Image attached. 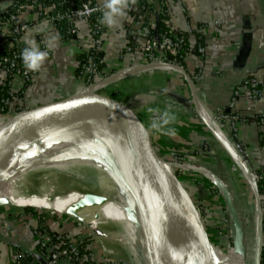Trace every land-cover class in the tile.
<instances>
[{"label":"crops","instance_id":"1","mask_svg":"<svg viewBox=\"0 0 264 264\" xmlns=\"http://www.w3.org/2000/svg\"><path fill=\"white\" fill-rule=\"evenodd\" d=\"M10 2L12 0H0V8H6ZM166 12L176 31L185 33L188 26L194 29L188 36L190 51L183 61L187 75L195 72L200 75L194 90L186 77L175 69L126 75L132 67L144 62L138 52L123 53L127 13L113 28L104 24L103 65L99 77L114 75L110 78L117 77V80L97 92L103 90L105 94L131 103L148 127L157 111L171 107L177 116L173 125L177 135L169 137L150 130L155 152L167 162L180 157L187 166L179 173L180 179L182 182L190 180L195 185L196 199L208 219L218 211L227 214L225 199L216 182L224 185L241 225L245 257L252 259L253 264L260 238L252 174L264 167V125L256 119L264 115V97L252 100L243 91L236 99L229 110L242 120L235 135L227 129L211 131L213 124L207 125L206 121L210 122L217 110H227L233 90L245 79L264 81V0H168ZM20 18L25 22L35 20L28 12H21ZM78 26L79 33L71 40L60 38L47 27L29 34L28 42L35 41L41 51L47 52V58L33 83L22 93V102L13 103L14 107L27 110L84 89L76 72L79 60L90 48L91 38L86 21H79ZM198 40L204 46L203 58L193 52ZM50 43L54 45L51 48ZM13 82L15 91H21V82L16 78ZM110 119L121 126L118 120ZM188 170L194 173L189 174ZM259 200L263 215L264 195H259ZM27 215L0 211V264H13L17 252L40 258L41 238L35 233L40 223L52 226L51 231L56 223L65 230L68 226L67 220L58 223L50 216ZM227 218V237L233 239L232 221L229 215ZM209 221L206 229L215 236L217 230L213 221ZM261 245L264 249V234ZM59 264L70 263L61 260ZM93 264L104 263L95 260Z\"/></svg>","mask_w":264,"mask_h":264},{"label":"built area","instance_id":"2","mask_svg":"<svg viewBox=\"0 0 264 264\" xmlns=\"http://www.w3.org/2000/svg\"><path fill=\"white\" fill-rule=\"evenodd\" d=\"M168 0H136L130 5L124 26L122 38L123 53L138 52L143 64L132 67L130 71L154 69H175L186 77L191 90L200 81L198 73L187 75L183 61L189 53L188 36L194 29L187 27L185 33L178 32L168 21ZM104 0H24L16 3L12 0L6 8H0V118H10L24 110L14 107L13 103L22 102V93L30 86L38 72H29L25 69L21 59V52L27 46L30 33H39L40 27H47L64 40H71L79 33V21H86L89 26L91 38L90 48L79 60L76 77L84 84V89L91 88L114 76L99 77L102 73L104 24L101 23ZM21 12H28L35 17L34 21L25 22L20 18ZM159 23L165 31H158ZM4 29V32L1 30ZM193 52L199 58L204 56V46L197 41ZM141 72V71H140ZM21 82L22 90L15 91L14 79ZM243 91L252 100L264 97V81L256 78H247L238 85L232 93L231 102L227 110H217L212 114L214 130L227 129L235 135L241 118L230 113L235 101ZM154 118V117H152ZM151 118V120H152ZM257 122L264 125V115L257 116ZM179 160L168 164L185 170V164ZM254 183L264 181V167L252 174ZM221 231L227 236L228 218L224 212ZM263 217V215H262ZM39 230V232H38ZM35 233L40 235V258L28 259L27 254L15 253L13 264H59L64 260L70 264H93L95 262L93 249L87 246L88 239L73 233L50 231L43 223L39 224ZM218 232V231H217ZM220 233V232H218ZM264 264V259L260 264ZM104 264H117L107 261Z\"/></svg>","mask_w":264,"mask_h":264},{"label":"bare ground","instance_id":"3","mask_svg":"<svg viewBox=\"0 0 264 264\" xmlns=\"http://www.w3.org/2000/svg\"><path fill=\"white\" fill-rule=\"evenodd\" d=\"M128 73L133 72L128 71L126 75ZM115 80L117 77L106 79L88 91L97 92ZM4 122L0 118V126ZM210 122L213 124L212 119ZM92 127L98 131L99 137L73 133L45 139L48 132H39L10 153L7 149L1 151L0 202L56 210L98 235L105 253L118 256L121 253L118 245H124L123 239L128 243V237L132 236L139 241V227L145 229L149 225L153 229L155 225L136 207L122 185L123 190L119 186H110L116 183V176L101 164L97 151L102 149L100 153L106 154L111 161L126 165L135 177L140 174L146 183L145 166L121 148V139L131 146L133 144L122 126L114 120L107 118ZM109 134L117 135V138H106L105 135ZM89 175L98 180L96 192L86 188V180L81 178ZM122 191L127 193L128 201L122 198L123 205L114 204L111 198L123 197ZM183 203L185 200L182 197H176L172 202L170 255L166 264H205L209 255H213L216 264H242L239 259H243V264H246L245 257L232 249L230 252L235 258L229 257L230 253H225L213 244L201 240L194 242L193 238L188 237L190 234L195 237L196 230L189 226L188 210L182 206ZM113 223L116 228L126 225L129 234L125 233L123 238L118 236L110 229Z\"/></svg>","mask_w":264,"mask_h":264},{"label":"water","instance_id":"4","mask_svg":"<svg viewBox=\"0 0 264 264\" xmlns=\"http://www.w3.org/2000/svg\"><path fill=\"white\" fill-rule=\"evenodd\" d=\"M89 89H82L69 97L24 110L10 117L0 126V152L7 149L10 153L24 140L39 132H48L45 139L73 133L99 137L100 134L98 135V131L92 126L100 124L107 118H114L119 121L134 146L133 148L127 141L121 139V148L143 163L147 182H144L139 173L138 177H135L128 171L126 165L111 161L106 154L100 153L103 152L102 149L97 151V156L101 164L108 168L123 185L136 207L155 225L153 229L149 225L145 229L139 227L140 239L135 247L140 264H166L170 255L171 206L176 197H182L185 200L193 220L196 230L193 241L201 240L212 245L190 193L171 172L170 166L155 152L151 131L136 108L117 97L88 91ZM210 130L214 131V127L211 126ZM105 136L113 140L117 138V135ZM216 183L225 199L226 215L231 218L233 226V241L230 243L229 236L228 249L232 248L236 254L240 253L245 257L243 234L238 216L233 210L224 185ZM254 186L257 196V225L260 241L255 250L253 264H260L263 235L262 208L257 185ZM5 205L4 202H0V206ZM149 245L152 247V252L149 250ZM205 264H216L213 255H209Z\"/></svg>","mask_w":264,"mask_h":264},{"label":"rangeland","instance_id":"5","mask_svg":"<svg viewBox=\"0 0 264 264\" xmlns=\"http://www.w3.org/2000/svg\"><path fill=\"white\" fill-rule=\"evenodd\" d=\"M112 74H114V73H112ZM102 92H103V90H102ZM102 92H101V94H105L104 92L103 93ZM6 120H8V118H5L4 121H6ZM206 123L208 125L207 121H206ZM209 124L212 125L211 122H209ZM214 135L217 136V132ZM179 158L180 157H175L171 161H168V162L164 161V162L166 164H173V163L177 162L179 160ZM185 167H187V166L185 165ZM181 169H178V168L170 166L171 172L181 182V184L186 188L187 192L190 193L191 199H192L194 205L196 206L197 211L199 212V214L201 216V220H202L205 228H206V225L208 223L207 221L212 220L213 223H214V228L218 232H220V233L217 232L216 235L213 236L206 229L207 234L210 235L211 242L213 243V245L218 247L220 250H223L225 253H228V254L230 253L228 255L229 257L235 258L233 256V253L230 252V249H228L227 244H225V240L228 242V237L226 236V234L222 233V231H221L222 227L220 226L221 225L220 222H222V217H224V215H223L224 211H218L217 213H214L212 215V217H210V219H208L209 216H207V217L205 216L206 213L204 214V211L202 209V205L196 199L197 191H196L195 185H192L190 180L189 181L186 180V181L182 182V180L180 179L181 176L179 175V173H181V174L183 173ZM188 169H189V167H188ZM187 173L190 174V173H194V172L191 171V170H188ZM81 178L86 180V188H88L90 191H93V192L97 191L96 189H97V185H98V180L95 177H93V175L83 176V177L81 176ZM70 182H72V181H70ZM121 185L122 184L119 182L118 179H117L116 183L113 182V185H112V183L110 184V186H114V187L115 186H119L120 190H123L122 189L123 185L122 186ZM127 193L125 194L123 192V194H124L123 197L122 196H113L111 198L112 202L114 204L123 205L124 201H126V202L128 201ZM122 198H124V201H123ZM182 206H186V203H183ZM0 211L1 212H5V213L6 212H14V213L23 212L26 215L30 214V215H35L37 217L50 216V217L53 218V221H57L58 223H61L60 222L61 220H67L68 226H67L66 230L65 229H61L62 228L61 225H58L55 222L56 224H55V226H53V230L52 231H54L55 233H57V232L61 233V232L67 231L66 233H73L74 235H80V236H83L85 238L87 237L88 243H90V245H91L90 247L93 249L94 259L95 260L103 261V263H105L106 261L108 263V261H110V262H114V263H117V264H140L139 256H138V253H137V248L135 247L136 244L139 243V241H137L132 236L128 237V243H126L125 240L123 239V241H124L123 244L124 245H118L119 250H120L121 253L118 256H114L112 254H107V253L104 252V250H105L104 246H103V244L100 243V239H99L98 235L91 233L83 225L79 224L76 220L71 219L70 217H68V216H66L64 214L62 215L61 213H59L56 210L45 208V207H39V208L38 207H30V206L23 207V206H16V205H13V204L12 205L6 204L5 206H0ZM187 214H188V216H187L188 217V221H189V224H190L189 226H191L192 228L193 227L195 228L193 220H192L191 216L189 215V212ZM43 224L45 225V223H43ZM122 226L123 227L119 226V227L116 228L115 223H113V224H111L110 229H113L118 236H121L123 238L124 234L128 233V232H126V227H125L126 225H122ZM50 227H52V226H47L48 229ZM188 237L193 238V235L190 234V235H188ZM250 240L252 241V239H250ZM232 241L233 240L230 239V243ZM145 246H146V244H145ZM149 250L152 252L151 245H149ZM239 260H240L239 261L240 263L241 262H242V264L244 263L243 259H239ZM245 263L246 264H252V259L245 257Z\"/></svg>","mask_w":264,"mask_h":264},{"label":"clouds","instance_id":"6","mask_svg":"<svg viewBox=\"0 0 264 264\" xmlns=\"http://www.w3.org/2000/svg\"><path fill=\"white\" fill-rule=\"evenodd\" d=\"M136 0H104L101 23L109 28L117 26L120 18L127 16V11L130 5H135ZM51 43L49 48L53 47ZM47 58V52H43L36 45L35 41L27 42V46L22 49L21 59L24 67L29 72H38L43 66ZM151 112L152 109H149ZM177 122V116L171 107L166 108L162 112L157 111V114L152 118L149 129L157 134L175 137L177 131L173 125Z\"/></svg>","mask_w":264,"mask_h":264},{"label":"trees","instance_id":"7","mask_svg":"<svg viewBox=\"0 0 264 264\" xmlns=\"http://www.w3.org/2000/svg\"><path fill=\"white\" fill-rule=\"evenodd\" d=\"M22 2H24V0H16V3H19L20 4ZM164 28L165 27L161 23H159L158 31L160 33H162V32L165 31ZM189 50H190V47H189ZM0 55H4V53H2L0 51ZM257 189H258L259 195L263 196L264 195V181L262 183H258ZM262 232L264 233V214H263V217H262ZM208 237H209V240L211 241L210 235H208ZM225 244H227V241L226 240H225ZM87 246H89V249L91 248L90 247L91 246L90 243H88ZM28 259L34 260L35 258L28 256ZM263 259H264V249L262 248V251H261V262H262Z\"/></svg>","mask_w":264,"mask_h":264}]
</instances>
